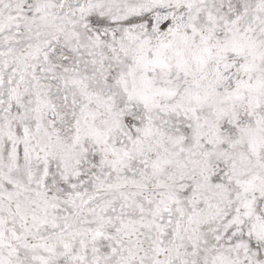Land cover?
I'll return each instance as SVG.
<instances>
[{"label": "snow or ice", "instance_id": "1", "mask_svg": "<svg viewBox=\"0 0 264 264\" xmlns=\"http://www.w3.org/2000/svg\"><path fill=\"white\" fill-rule=\"evenodd\" d=\"M0 264H264V0H0Z\"/></svg>", "mask_w": 264, "mask_h": 264}]
</instances>
